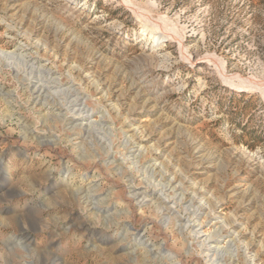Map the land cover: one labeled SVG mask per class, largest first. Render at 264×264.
<instances>
[{"label":"rangeland","instance_id":"obj_1","mask_svg":"<svg viewBox=\"0 0 264 264\" xmlns=\"http://www.w3.org/2000/svg\"><path fill=\"white\" fill-rule=\"evenodd\" d=\"M0 264H264V0H0Z\"/></svg>","mask_w":264,"mask_h":264},{"label":"bare ground","instance_id":"obj_2","mask_svg":"<svg viewBox=\"0 0 264 264\" xmlns=\"http://www.w3.org/2000/svg\"><path fill=\"white\" fill-rule=\"evenodd\" d=\"M144 31L146 32V31H150V30H149V28L146 27ZM151 32H152V31H151Z\"/></svg>","mask_w":264,"mask_h":264}]
</instances>
